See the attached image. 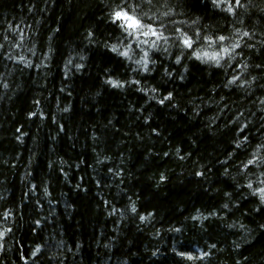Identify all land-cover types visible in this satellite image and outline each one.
I'll list each match as a JSON object with an SVG mask.
<instances>
[{"label":"trees","instance_id":"16d2710c","mask_svg":"<svg viewBox=\"0 0 264 264\" xmlns=\"http://www.w3.org/2000/svg\"><path fill=\"white\" fill-rule=\"evenodd\" d=\"M264 264V0H0V264Z\"/></svg>","mask_w":264,"mask_h":264},{"label":"bare ground","instance_id":"6f19581e","mask_svg":"<svg viewBox=\"0 0 264 264\" xmlns=\"http://www.w3.org/2000/svg\"><path fill=\"white\" fill-rule=\"evenodd\" d=\"M25 264H30V263H25Z\"/></svg>","mask_w":264,"mask_h":264}]
</instances>
